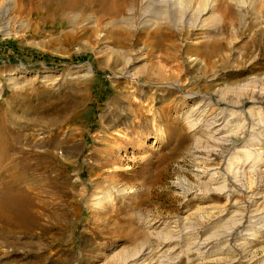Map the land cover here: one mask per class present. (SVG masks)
<instances>
[{"label": "rangeland", "instance_id": "obj_1", "mask_svg": "<svg viewBox=\"0 0 264 264\" xmlns=\"http://www.w3.org/2000/svg\"><path fill=\"white\" fill-rule=\"evenodd\" d=\"M47 2L57 3L0 0V130L21 137L14 150L42 153V145L26 146L47 137L42 103L53 106L72 88L77 100L85 98L73 163H65L57 138L56 160L46 163L48 179L67 178L75 195L58 187V194L50 187L42 195L44 219L75 206L78 212L67 228L42 220L55 236L40 238V264H119L142 246L150 253L138 264H264V231L250 226L247 203L264 186L257 173L234 179L227 169V160L239 156L233 151L244 146L264 156V80L255 82L264 78V0H121L124 14L114 27L123 31L121 21L133 17V27H125L135 32L127 48L120 31L96 26L93 9L60 15ZM144 13L167 35L164 50L154 47L152 29L142 27ZM171 73L180 79H169ZM191 94L208 98L220 114L219 136L239 128L212 157L205 142L195 145L208 129L196 114L200 98ZM251 108L260 114L258 128ZM206 173H216L214 187L223 191L202 193ZM32 175L42 179V167ZM100 193L107 202L97 207ZM227 196L241 208L226 205ZM253 201L264 216V201ZM228 208L243 216L244 229L230 228ZM193 237L208 240L205 259L191 248ZM245 248L248 262L237 263ZM29 250H10V259L31 260Z\"/></svg>", "mask_w": 264, "mask_h": 264}, {"label": "bare ground", "instance_id": "obj_2", "mask_svg": "<svg viewBox=\"0 0 264 264\" xmlns=\"http://www.w3.org/2000/svg\"><path fill=\"white\" fill-rule=\"evenodd\" d=\"M57 3L55 7L49 6V2L45 5L51 13H58L60 15L66 14V12L76 16V12H86L90 9H93L95 12V22L98 28H104L106 25H111L110 31H120L124 35V44L126 48L129 46L130 40L132 37H135V32L127 30L125 27L132 28L133 25L131 21L133 17L126 18L125 21H121L122 27H114V24L118 22V19L123 15L124 10L122 8L121 0H97L93 5L88 0H55ZM42 3V2H41ZM52 7V8H51ZM97 8V9H96ZM0 10L2 8L0 7ZM31 12L30 9L27 11L22 10V13L28 15ZM39 11H36L38 13ZM2 11H0V14ZM153 15V14H152ZM151 14L144 13V18L142 19V27L152 29L148 33L149 36L153 38L154 47L158 49H163V39L167 35H162L160 28H156L158 22L153 21ZM110 20V22H106ZM120 22V21H119ZM115 28V29H113ZM7 26H2L1 30H6ZM157 36H160L158 39ZM169 46V45H168ZM176 46L172 45V48ZM216 49L215 43L211 46V50L204 52L206 57H209ZM121 58H124L129 64L132 60L127 58L124 54H120ZM208 60V59H206ZM126 68H129L127 66ZM128 74V71H126ZM136 74V73H135ZM166 74V72H164ZM12 75V73H11ZM130 79L135 80L136 75L129 76ZM169 79L178 78L179 75L168 74ZM262 79H257L255 82L262 83ZM142 85V84H141ZM143 86V85H142ZM170 91L173 88L167 87ZM264 94V93H263ZM77 88H72L70 92L65 93L64 96L58 98V101L53 104L42 103V134L47 133V137H38L33 141H30L26 146L31 147L32 145H42V153H26L22 149L14 150V144L19 143L21 137L11 135L10 133H5L0 130V264H40L42 259L40 258L39 251L42 250V242L40 238L53 240L55 233H49L47 230L48 226L42 225V208L45 206V201L42 200V195L48 192L47 188H55L64 190V194L75 195L74 189L69 185L68 179L63 178V182H58V179H55V176H51L48 179V166L46 163L53 162L56 160L55 148L57 138L63 152L65 153V163L68 165L72 164L71 160L77 154L79 142L77 138L79 137V129L82 126L83 119L78 115L81 108L80 105L84 103V97L77 100ZM190 98L193 100L195 98H200L199 103L196 105L195 110L198 112L196 114H201L198 120L205 119V124L208 129V134L205 139L197 140L195 143L196 147L199 149L202 147V143L205 142L207 145L208 154L207 157H212L213 151H221L227 144L232 142L233 137L237 134L238 129H231L226 131V134L219 136L218 129L219 122L221 121L220 114H217L212 109V103L208 98L198 96L197 94H191ZM250 114L257 120L256 128L260 127V114L255 112L254 108H251ZM202 117V118H201ZM194 126V124L192 125ZM194 128V127H193ZM191 128V129H193ZM256 138H250L248 141L252 142ZM46 147V148H45ZM240 150L236 149L233 152L238 154L237 157H231L227 160V169L232 174L234 179L240 177H247L248 173H257L260 182L259 186H264V156L260 154H255L252 152L253 149H248L247 146ZM12 149V153L9 154ZM234 149V148H233ZM19 152V157H13ZM26 153V154H25ZM38 154V155H37ZM32 157L36 162L30 163L28 159ZM110 159V158H109ZM262 161V162H261ZM262 163V169L259 164ZM9 166L10 168H6ZM42 167V179L34 177L36 171L40 170ZM57 174V173H56ZM216 173L209 174L206 173V180L203 182V186L200 187L204 192H221L223 187L216 188L214 187L218 181L216 179ZM54 179V180H53ZM73 187L76 184L72 185ZM58 187V188H57ZM200 187L197 188V193H199ZM186 194H189L190 191L186 188H183ZM86 190H80V195H83ZM51 192V190H50ZM57 194L58 191L56 190ZM231 198V195H229ZM227 196L226 205H230L231 208L235 207L237 210L241 206H237V203L230 204ZM60 198L61 196L58 195ZM107 195L100 193V196L94 197L95 206L100 207L103 202H107ZM257 198L258 200L264 201V191L252 193L249 196L248 204L251 205V209L248 211V222L254 230L257 232L264 231V216L256 208V203L258 201H253ZM71 204H76V202H70ZM224 205V206H226ZM255 206V207H254ZM226 213L233 214L234 221L230 225L231 229L235 227L244 229L243 225V216L240 215L239 211H229L230 209H224ZM78 212L77 206L71 207V209H63L59 213H50L46 215L44 219L47 225L56 226L57 228H67L71 223V216ZM149 223V222H148ZM148 225V224H147ZM151 226V225H148ZM225 231V233L229 232ZM242 231V230H241ZM255 231V232H256ZM254 232V233H255ZM191 234V233H190ZM37 238V242H32V239ZM249 240H255L254 238H249ZM208 240L200 239V237H193L191 241L192 249L202 256L203 259L206 258L208 251H205L207 248ZM30 249L33 258L31 260L22 261V259H10V250L11 252H16L18 250ZM245 248L240 255V258H237L236 262L247 263L246 260L247 253ZM150 251L145 246L140 247L136 250L133 255L126 256L121 260L119 264H138V261L148 255ZM5 260V261H4ZM249 260V259H248ZM4 261V262H2ZM2 262V263H1ZM173 264L169 260H164L163 264ZM141 264V263H140ZM251 264V263H249Z\"/></svg>", "mask_w": 264, "mask_h": 264}]
</instances>
